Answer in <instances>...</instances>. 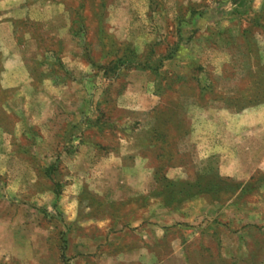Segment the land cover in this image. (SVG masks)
Listing matches in <instances>:
<instances>
[{
	"label": "rangeland",
	"instance_id": "374dc122",
	"mask_svg": "<svg viewBox=\"0 0 264 264\" xmlns=\"http://www.w3.org/2000/svg\"><path fill=\"white\" fill-rule=\"evenodd\" d=\"M55 1L33 87L84 75L0 135V264H264V0Z\"/></svg>",
	"mask_w": 264,
	"mask_h": 264
},
{
	"label": "crops",
	"instance_id": "0c3cea01",
	"mask_svg": "<svg viewBox=\"0 0 264 264\" xmlns=\"http://www.w3.org/2000/svg\"><path fill=\"white\" fill-rule=\"evenodd\" d=\"M71 25L68 9L62 2L0 0V91L13 96L8 99L6 105L2 106V112L12 118L18 117L17 126L9 129L0 127V135L8 139L10 146L17 145L14 142L16 136L21 137L24 133L27 137L26 132H29L31 127L43 133L44 127L51 123L56 113L54 103L56 104L58 99L72 96L74 89L71 85L83 78L84 74L81 78L78 77L77 81L73 79L72 84L65 86L60 85L53 76H48L40 80L44 87L38 90L33 87L36 80L32 68L38 65L36 55L39 56L41 52L53 55V38L55 40L60 36L67 37ZM45 40H49L50 45L45 43L46 46H44ZM33 53L34 55L31 56ZM16 98L24 100L22 107L12 105ZM33 139L35 140L36 137L33 136ZM2 157L0 164L6 162L4 160L6 157ZM12 157L14 156H9L8 160ZM15 157H17L15 162H18L19 155ZM52 167L51 164L45 168V172L50 174L53 171ZM133 195H136V190L129 196Z\"/></svg>",
	"mask_w": 264,
	"mask_h": 264
},
{
	"label": "trees",
	"instance_id": "16d2710c",
	"mask_svg": "<svg viewBox=\"0 0 264 264\" xmlns=\"http://www.w3.org/2000/svg\"><path fill=\"white\" fill-rule=\"evenodd\" d=\"M170 185H173V184H170Z\"/></svg>",
	"mask_w": 264,
	"mask_h": 264
}]
</instances>
